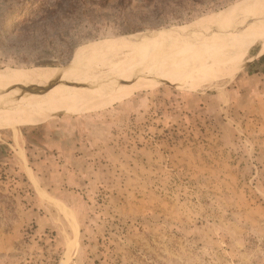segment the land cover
<instances>
[{"label":"rangeland","instance_id":"obj_1","mask_svg":"<svg viewBox=\"0 0 264 264\" xmlns=\"http://www.w3.org/2000/svg\"><path fill=\"white\" fill-rule=\"evenodd\" d=\"M62 1L8 32L23 4L0 0V70L58 69L0 79V264H264V0H125L113 17L85 0L71 45L36 21ZM241 33L237 62L211 58ZM102 58L123 70L88 67ZM72 77L105 88L46 101Z\"/></svg>","mask_w":264,"mask_h":264},{"label":"bare ground","instance_id":"obj_2","mask_svg":"<svg viewBox=\"0 0 264 264\" xmlns=\"http://www.w3.org/2000/svg\"><path fill=\"white\" fill-rule=\"evenodd\" d=\"M252 6H254V4ZM252 6L249 7L247 11H249L252 8ZM244 11H246V10H244ZM256 11H257V9H256ZM236 14L237 13H236L235 10H231L230 11V17L231 16H234ZM224 15L225 14H222V16H224ZM221 20H226V19H222V18H219V17H217V18H212V17L207 18L206 17L205 19H202L201 21H199V24H202V25L203 24H213V23H216V22L218 23ZM216 26H218V25H216ZM216 26H214V27H216ZM250 39L251 38H249L248 35H245L244 33H241V34H237L236 36H234V38L231 41H229V42H225V40H223L224 42H216L214 44L213 48H212V51H213L212 52V55H214V57H211V58L213 60L219 58V59H225L228 62H237V60L240 58L241 54H244L247 51V49H248V47L250 45ZM136 43H138V41ZM186 44H183V42H182V45H186ZM124 46L127 47V46H131V45H124ZM174 46H178V44H174ZM122 48H124V47L122 46L121 49ZM101 50H103L102 47H97V49H94V52L95 51H101ZM210 52L205 53L202 57H199L198 59H196V61H197L196 64L198 65V63H199L200 65H202L207 59L210 58L209 57ZM86 57L78 58V59H76V61L77 60L82 61ZM220 57H222V58H220ZM194 62L195 61L189 62V63H187L186 66L187 67L189 66L191 68V66L194 65ZM86 64H89V63L87 62ZM86 64H84V65H86ZM146 64L145 65L143 64L140 67V70H144V69L148 68V66ZM161 64H163V63H161ZM122 65L123 64L110 65L109 64V58L108 59H103L102 58L99 61H96L94 64H90L88 67H95L97 69L98 68H105V67H107L108 69L115 70V71H119V69L123 70ZM190 68H188V69H190ZM140 70H138V71H140ZM57 72H58V69H55V68H53V69H48V68H34V69H30V70H12V68H11V70H0V79L6 80V81H10V82H12V81H23L22 84L29 83V81L47 82L51 78H53L56 75ZM77 76H78V74H77ZM72 78L74 80L72 79L71 82L62 83L59 86L57 85V86H54L51 89H49L47 91V93H45V95H50L51 92H52V94H51L50 97L46 98V101L47 102H50L51 104H56V103L64 104V103H68V102H71V101H74V100H81V99L87 98L88 96H90L94 92L102 91V88H105V87H99V86H97L101 81H98V80H95V79H92V78H87V77H78L76 79L74 77H72ZM94 87H99V88L98 89L95 88L96 90H93ZM109 87H112V86H108L107 88H109ZM46 89H44V90H46ZM36 101L38 102V100H36ZM16 153L22 159H24V152H23L22 149H19ZM26 171H27L28 176L34 181V179L32 177V172H31L30 168L27 165H26ZM42 198L45 199V200H47V201H49V202L54 203L47 195H42ZM56 206L59 207L58 204H56ZM60 208H62V211L65 214V216L66 217H69L68 211L65 208L61 207V206H60Z\"/></svg>","mask_w":264,"mask_h":264},{"label":"trees","instance_id":"obj_3","mask_svg":"<svg viewBox=\"0 0 264 264\" xmlns=\"http://www.w3.org/2000/svg\"><path fill=\"white\" fill-rule=\"evenodd\" d=\"M20 3L23 4V8H20V10L16 11L12 17H8L7 18V23L8 26L6 27V30L8 32H14L17 31L20 23L22 22L23 17L25 16V14L28 13H32L34 12L35 9V0H19ZM66 1L67 3V9H63L61 8V3H57L55 5L60 6L59 9H63V15L62 16H53V17H49V16H41L40 18H38L36 21L41 20V22L39 23L42 27H45L46 25L52 26L54 31L52 34H50L51 36L57 37L59 39H61L63 42H67L69 43V45H71L70 40L67 41L66 37H67V32H64L65 28H63L64 26L68 27L72 25L73 21L76 19L75 18V14L78 11L79 7H85L84 6V1L85 0H63L62 2ZM87 2H90L92 5L97 4V7H99L100 9H105V10H114L113 12H105V16L107 17H113L114 15H119L121 11L124 10V4H125V0H86ZM117 1V2H115ZM25 3H29V8L24 9ZM156 8V6H154ZM86 9V8H84ZM49 9L46 8V12ZM104 14V13H103ZM44 19V20H42ZM163 19H167V18H163ZM31 22H35V21H31ZM125 22H123L124 24ZM128 25V24H127ZM146 25V24H144ZM141 26H136L133 27L131 26L129 29L130 30H135L136 28H140ZM145 27V26H144ZM128 29V28H127ZM40 33L41 36L43 35H47L49 36L47 33L44 32L43 28L40 29ZM34 33V32H33ZM66 33V34H65ZM262 59V58H261Z\"/></svg>","mask_w":264,"mask_h":264},{"label":"water","instance_id":"obj_4","mask_svg":"<svg viewBox=\"0 0 264 264\" xmlns=\"http://www.w3.org/2000/svg\"><path fill=\"white\" fill-rule=\"evenodd\" d=\"M52 79V78H51ZM50 79V80H51ZM50 80L49 81H47V82H50ZM31 82H37V83H47V82H40V81H31Z\"/></svg>","mask_w":264,"mask_h":264},{"label":"crops","instance_id":"obj_5","mask_svg":"<svg viewBox=\"0 0 264 264\" xmlns=\"http://www.w3.org/2000/svg\"><path fill=\"white\" fill-rule=\"evenodd\" d=\"M17 152V151H16ZM24 162V161H23ZM26 166V165H25ZM25 170H26V167H25Z\"/></svg>","mask_w":264,"mask_h":264}]
</instances>
